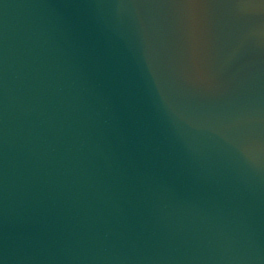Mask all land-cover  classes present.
Instances as JSON below:
<instances>
[{
    "label": "water",
    "instance_id": "water-1",
    "mask_svg": "<svg viewBox=\"0 0 264 264\" xmlns=\"http://www.w3.org/2000/svg\"><path fill=\"white\" fill-rule=\"evenodd\" d=\"M0 0V264H264V12ZM202 69V73L201 70Z\"/></svg>",
    "mask_w": 264,
    "mask_h": 264
},
{
    "label": "snow or ice",
    "instance_id": "snow-or-ice-1",
    "mask_svg": "<svg viewBox=\"0 0 264 264\" xmlns=\"http://www.w3.org/2000/svg\"><path fill=\"white\" fill-rule=\"evenodd\" d=\"M245 2V0H240ZM182 7L189 9V31L192 42L193 58L197 57L198 49L204 41V23L205 19L198 14L197 10L210 7V0H182ZM202 73V69L200 70Z\"/></svg>",
    "mask_w": 264,
    "mask_h": 264
},
{
    "label": "clouds",
    "instance_id": "clouds-1",
    "mask_svg": "<svg viewBox=\"0 0 264 264\" xmlns=\"http://www.w3.org/2000/svg\"><path fill=\"white\" fill-rule=\"evenodd\" d=\"M237 6L257 14L264 12V0H245V2H241Z\"/></svg>",
    "mask_w": 264,
    "mask_h": 264
}]
</instances>
